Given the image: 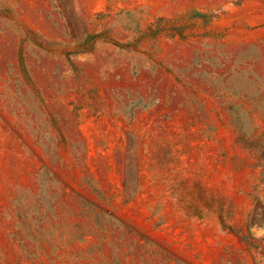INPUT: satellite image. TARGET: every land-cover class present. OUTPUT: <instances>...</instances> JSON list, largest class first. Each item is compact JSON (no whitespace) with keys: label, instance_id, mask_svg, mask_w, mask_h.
I'll use <instances>...</instances> for the list:
<instances>
[{"label":"rangeland","instance_id":"1","mask_svg":"<svg viewBox=\"0 0 264 264\" xmlns=\"http://www.w3.org/2000/svg\"><path fill=\"white\" fill-rule=\"evenodd\" d=\"M0 264H264V0H0Z\"/></svg>","mask_w":264,"mask_h":264}]
</instances>
